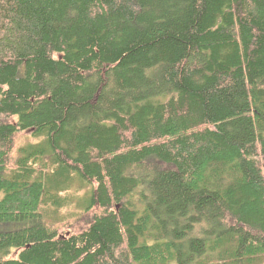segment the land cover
Wrapping results in <instances>:
<instances>
[{
	"label": "trees",
	"instance_id": "trees-1",
	"mask_svg": "<svg viewBox=\"0 0 264 264\" xmlns=\"http://www.w3.org/2000/svg\"><path fill=\"white\" fill-rule=\"evenodd\" d=\"M0 264H264V0H0Z\"/></svg>",
	"mask_w": 264,
	"mask_h": 264
},
{
	"label": "rangeland",
	"instance_id": "rangeland-1",
	"mask_svg": "<svg viewBox=\"0 0 264 264\" xmlns=\"http://www.w3.org/2000/svg\"><path fill=\"white\" fill-rule=\"evenodd\" d=\"M43 137V142L45 141L44 135ZM41 139H35L32 137L31 130L24 131L20 134H16L13 137V149L11 150L10 153V158H9V167H13L14 162H16L18 158L17 150L27 146V145H33L39 142ZM71 195H73L72 201L69 204L70 206L63 208L59 211L58 214H54V208H51L52 210L47 211L48 216L46 219V223L49 225H52V227H56L57 229L59 228L60 233H67L69 230L68 226L70 223L74 222L75 216H78L80 213L79 208H77L76 204L78 203L79 199L84 197L86 195V192L88 191L87 188L82 187L78 181H75L71 186ZM90 217V215H88ZM57 219V220H56ZM56 224H52L53 222ZM79 223H75L76 226L74 227V230H78L83 227L82 222H85V216H82L80 220H78ZM81 222V223H80ZM16 226V225H14ZM15 252L12 253L10 256L14 257Z\"/></svg>",
	"mask_w": 264,
	"mask_h": 264
}]
</instances>
